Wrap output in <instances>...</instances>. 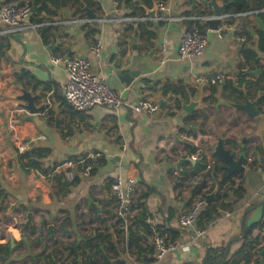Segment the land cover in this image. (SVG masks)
Here are the masks:
<instances>
[{
    "label": "crops",
    "instance_id": "0c3cea01",
    "mask_svg": "<svg viewBox=\"0 0 264 264\" xmlns=\"http://www.w3.org/2000/svg\"><path fill=\"white\" fill-rule=\"evenodd\" d=\"M93 1L94 10L90 13L95 19L132 18L136 8H142L144 17L148 18V11L156 2L133 0L131 5L124 3L115 13L114 0ZM217 1L223 5L221 0ZM19 2L0 0V11L4 5H19ZM22 2L29 4L28 0ZM165 4V16L170 20L147 23L151 24L155 34L153 42L148 44L143 42L140 31L138 39L131 40L134 33L126 34L124 29L128 24L125 23H98L91 25L90 29L69 23L79 19L72 18L68 3L57 11L53 22L45 23L57 24L50 26L57 29V33L49 44L44 43L39 29L0 35V46L5 44V56L0 59V196L5 198L4 207L9 204L8 212L0 215V264H59V261L66 264L75 253L81 254L77 248H81L85 240L94 239L95 243L97 234L103 233L108 237L104 250L110 257L109 264H202L209 248L227 250L228 264L264 263V107L258 102L264 100V45L260 43L264 29L255 22L254 16H239L237 25L254 21L249 26V39L238 42L235 26L227 29L222 37L210 31L209 46L202 57L180 60L178 46L188 30L187 21L182 19L194 18L198 12L195 4L191 5L188 0H166ZM3 30L0 17V33ZM92 30L95 34H90ZM98 37L105 43L100 57L91 52ZM243 44L257 55L258 65H246L240 52ZM7 45L10 48L7 49ZM54 54L88 59L92 72L106 79L128 103L146 98L159 103L163 99L168 102L167 106L153 115L135 114L128 109L115 112L93 108L78 112L81 114L73 118L63 96L65 70L50 63ZM123 70L143 75L128 87L119 77ZM256 70H261V74L247 75L248 71ZM23 73L27 78L22 76ZM219 74H224L225 80L216 87L215 103L207 104L205 100L211 96V89L202 79ZM178 82L195 90L194 95L184 99L185 103L200 101V107L192 115L186 114L182 108L175 109L170 97L161 95L165 84ZM226 82L232 84L228 89ZM19 87L39 95L37 107L46 102L47 116L37 115L40 125L27 121L28 113L16 108L17 104H23L12 100L21 95ZM236 89L239 93H230ZM246 97L256 101V110L260 111L258 117L252 118L235 107ZM206 110H211L214 115L207 116ZM195 114L198 119L189 121ZM56 117L59 118V127ZM69 121H72V128ZM184 130L192 134L188 135ZM220 140L236 159L245 156L243 174L235 173L228 178L226 164L214 158V148ZM28 143L31 149L41 147L52 151L51 163L45 161L43 167L44 171L52 169L50 176L37 171L26 172L20 167L17 145ZM185 145L197 149V153L189 156L184 151ZM101 156L106 165L99 167L95 175L86 178L83 170L76 166L71 171L81 181L72 186L65 175L63 185H60L57 179L61 174L60 163L70 158L97 160ZM193 156L197 157L196 161ZM181 158H191L194 164L205 160L208 168L193 180L190 177V166L193 165L186 164L181 171L177 169ZM183 170L189 173V179L183 176ZM118 174L136 179L138 212L144 214L149 229L145 230L142 224L130 228L132 224L118 216L117 203L112 197V185ZM202 178L207 187L202 188V193L219 186L216 197L222 192L220 183L225 178L234 185L224 207L217 215L211 214L212 220H208L205 211L216 197L203 208L196 229L202 228L205 234L193 241L194 232L182 230L178 219L198 196L194 193L203 182ZM228 182L222 185V190ZM241 184L244 192L234 196L233 191ZM12 205L17 209L10 213ZM23 207L29 208L34 216V232L26 231L24 237L22 226L18 233L5 225L9 220L23 222L27 214ZM43 220L47 224L44 225ZM49 225L53 227L52 232ZM87 225L94 229L85 234L83 227ZM158 229L180 230L178 244L184 250L158 259L153 244ZM11 232L13 235L17 232L18 236H12ZM60 236L66 243H61ZM136 244L141 253H138ZM7 247L12 250L9 257L4 253ZM62 258L65 260H59ZM96 262L106 263L101 255L97 256Z\"/></svg>",
    "mask_w": 264,
    "mask_h": 264
},
{
    "label": "built area",
    "instance_id": "2783aa9c",
    "mask_svg": "<svg viewBox=\"0 0 264 264\" xmlns=\"http://www.w3.org/2000/svg\"><path fill=\"white\" fill-rule=\"evenodd\" d=\"M158 15L157 18H121V17H105L102 19H79L71 21L69 23L79 25H94V24H106V23H150V22H165L170 20L165 16L167 12V6L160 0H155ZM200 5H203L205 9H211L208 4H205L202 0H197ZM119 3L114 1V12H119ZM259 12L249 13L244 16H254ZM33 15V8L30 4L24 6L18 4L4 5L0 11L1 23L4 30L0 33L1 36H7L12 33L24 32L29 30L40 29L44 26H55V24H35L32 23L31 18ZM225 21L230 18L229 15L223 17ZM212 16H195L194 18H183V21H191L206 25V22L213 20ZM231 27H227L223 24L217 31L220 37ZM235 33H241L242 27L234 30ZM209 30L206 33L200 31V29L194 25L191 29L184 32L181 37L178 46V55L180 60H193L202 57L209 46ZM245 37L237 36L238 42H244ZM105 50V43L102 38L98 37L92 44L91 52L94 56L100 57ZM51 66L63 67L66 73V83L63 87V96L66 103L74 109L76 112H85L93 108H106L115 112H120L123 109H128L135 114H149L153 115L160 111L159 103L152 99H142L137 103H128L122 93L115 91L108 81L104 78L96 76L92 70L91 62L84 57H69V56H52L50 60ZM225 80L224 74L210 76L202 79V81L209 86H217L223 83ZM30 144L17 145V154H25L29 151ZM126 148H124L125 150ZM196 161L197 157H192ZM84 163V160L77 162H67L61 166L60 172L65 173L68 180L73 182L75 174L73 170L76 166ZM92 167L88 166L83 176L90 177ZM112 197L115 199L118 207V216L122 218L127 224H133L136 222L137 210L133 209V206L137 201V181L135 178H128L122 174H118L114 178L112 185ZM207 196L205 192L198 195L191 203V205L183 210L180 214L178 223L179 227L184 231H193L192 240L196 241L204 236L205 231L196 229L197 220L203 208L207 206ZM153 244L156 250V257L162 259L169 253H177L184 250L178 243H174L166 237H162L158 234L153 236ZM186 250H189L186 248ZM185 250V251H186ZM264 264V263H263Z\"/></svg>",
    "mask_w": 264,
    "mask_h": 264
},
{
    "label": "trees",
    "instance_id": "16d2710c",
    "mask_svg": "<svg viewBox=\"0 0 264 264\" xmlns=\"http://www.w3.org/2000/svg\"><path fill=\"white\" fill-rule=\"evenodd\" d=\"M19 5L24 6L25 3L22 2V0H19ZM29 4L33 7V5L36 7V13L33 15V22L35 24H45L48 22H53V18L57 16V11L61 10L62 8V4L60 0H28ZM115 2L119 3V7L122 6L124 3H126L128 6L131 5L133 3V0H114ZM162 2H166V0H160ZM202 1H206V0H202ZM223 2V4H229L228 10H227V15L230 16V18H228L225 22L224 25L227 27H234V28H239L242 27L243 31L241 33H237V36H241V37H245V39H249L250 37V31H249V26L253 25L254 21H252L250 24H236V18L239 16H244L246 14L249 13H254V12H259L257 15H254V17L258 16L259 18H261L264 21V0H221ZM188 2L193 5L195 4L196 9H197V15L196 16H212V11L211 9L207 10L204 8L203 5L198 4L197 0H188ZM66 3H68V8L72 18L74 19H89V13L91 11L94 10V1L93 0H68ZM146 4H149V1H145ZM156 3V2H155ZM97 9V8H96ZM95 9V12H96ZM99 10V7H98ZM136 11H134V13L132 14V18H144V13H143V9L142 8H136ZM42 15V17H41ZM135 25L133 23H130L128 25H126L125 27V31L127 35H131L133 33H135ZM194 25H196L201 32L206 33L208 32V27L206 25H201L199 23H194L191 21H187V28L188 30L191 29ZM86 29H90L91 25H85ZM151 24H147V23H140L138 24V30L142 33L143 36V42L145 44L148 43H152L153 40L155 39V34L152 32L151 30ZM92 33L90 34H95V30L91 31ZM39 33L44 41L45 44H49L51 37H55L56 33H57V29H55L54 27H49V26H44L42 28L39 29ZM261 45H264V33H262L261 35ZM3 46H0V59L5 56V51L3 50L4 48ZM10 48L7 45V49ZM263 51H264V46L262 47ZM241 55L243 56L245 63L247 66H251L252 64H256L258 65L259 60L257 55L252 52L251 50H248L246 48V44H243L241 46ZM54 56H60L58 54H54ZM22 76H25L27 78V74H24ZM29 76V75H28ZM244 76V75H243ZM246 78V77H245ZM227 83V82H226ZM239 84H241L239 82ZM247 85H249V83L246 82ZM222 85V84H220ZM232 84H226V89L230 88ZM218 86V85H217ZM215 86H210L211 89V96L205 100V102L207 104H213L215 103V98L214 95L217 94V87ZM156 88V86H155ZM45 91H48L47 86H45ZM194 89L189 88L188 86L184 85L182 82H178L177 84H165L162 88H161V95L165 98H169L171 101L174 102L175 104V109L180 110L181 109V104H180V99L184 100L187 99L189 97V95H194ZM230 93H234L237 94L239 93V90H231ZM261 102V107H264V100L263 101H259ZM67 104V103H66ZM68 105V104H67ZM68 110H69V114L71 117H75L78 114L74 109H72L69 105L67 106ZM262 109V108H261ZM260 109V110H261ZM197 115H193L190 116L189 121H196ZM185 131V130H184ZM188 132V135H191L192 133H190V131H185ZM184 151L187 152V154L189 156L196 154L197 153V149L191 147V146H186L184 147ZM52 155V151L46 148H41V147H35L32 148L30 151H27L25 154H21L18 157V164L20 165L21 168H23L26 172H30V171H37L45 176H50L52 169H49L47 171L43 170V167L45 166L44 163L45 161H48L51 158ZM84 158V163L79 165V169L81 168L84 172V170L88 167L91 166L92 167V171L90 176L95 175V173L98 171V168L105 166L106 165V160L101 156L99 157L97 160H87L85 157ZM36 160V161H34ZM77 162L78 160H76L75 158H70L68 161L66 162H62L60 163L58 166L61 167L63 166L65 163L67 162ZM193 166H190L191 168V174L190 177L191 179H195L197 176L201 175L204 171L207 170L208 166L207 163L205 162V160H202L201 162H196L195 164H190ZM56 166V168L58 167ZM188 167V166H187ZM56 168L54 167L53 171L56 170ZM186 168V167H185ZM183 176H186L187 179H189V173L188 172H184V170L182 171ZM65 178V173H61L57 179H59L60 181V185L62 184V180ZM203 182L199 183V187L196 188L194 195H196L198 193V195L202 194V188H207L206 187V182H204L205 180L202 178ZM81 180L75 176V179L73 182H71L72 186L77 185ZM185 180H183L184 182ZM181 182V183H183ZM228 180L225 178L222 183H220V188H221V194H218V196L216 197V199L214 200V202L209 205L207 207V210L205 211L208 215V220H212L213 219V215H217L220 211L219 209L224 207L226 200L229 198V196L232 194V190H233V185L234 182L229 181L228 182V186L222 190V185H224L225 183L227 184ZM217 186V185H216ZM213 187L211 188L208 192H205V196H207L210 192H213L214 189L216 188ZM219 187V186H218ZM220 190V189H219ZM242 192H244V185L241 184L239 185L234 191V196H240V194H242ZM211 194V193H210ZM4 200L5 198L2 196H0V215L3 213H7L9 210V204L8 206L4 207ZM192 202V201H191ZM140 204L138 203V201H136V204L133 206V209L137 210V216H136V222H134L132 224V226H130V228H132L133 226H137V224H142L143 227H145V230L149 229L148 226L145 225L144 222V214H139L138 212V206ZM30 211L29 208L27 207H23V212L24 213H28ZM211 214L212 217H211ZM142 215V219L141 216ZM84 217V214L82 215ZM264 225V224H263ZM262 225V226H263ZM31 231V233L34 232V227L33 225H23L22 226V235L24 237L25 232L26 231ZM200 230H203L202 228H200ZM98 232V231H97ZM251 231L249 230L247 233L249 234ZM155 234H158L162 237H166L167 239L171 240L174 243H178L181 239V232L180 230H170V231H159V229L155 232ZM108 237L105 236V234H97L96 238H95V243H94V239H90L88 241H84L83 246L81 248H77L78 250H81V254H77L75 253L72 257L68 258L66 261V264H97L96 262V258L97 256L101 255L102 258H104L105 262L104 264H109L110 261V257L108 256L107 252L104 250V244L107 242ZM136 247L138 249V253H141V248H139V246L136 244ZM2 249V247L0 246V250ZM109 250V248H108ZM11 249L10 247H7L6 249H4V253L9 257L10 253H11ZM227 250H215V249H211L209 248L207 251V255L203 261L202 264H228L227 261ZM56 258H58V254L54 255ZM247 257H249V255H246ZM91 258V260H90ZM57 260V259H56ZM59 260H65V258L59 259ZM109 260V261H108ZM151 261V260H150ZM57 263H61L63 264V261H59Z\"/></svg>",
    "mask_w": 264,
    "mask_h": 264
},
{
    "label": "water",
    "instance_id": "95a60500",
    "mask_svg": "<svg viewBox=\"0 0 264 264\" xmlns=\"http://www.w3.org/2000/svg\"><path fill=\"white\" fill-rule=\"evenodd\" d=\"M60 1L63 7H65L66 0H60ZM205 4L209 5V7L211 8L213 17H214L213 20H209L206 22V26L208 27L209 31L217 32L219 28L222 27L224 24L225 19L223 17L227 15L229 4L219 5L217 0H209V1L206 0ZM32 8H33V13H35L36 7L33 6ZM89 15H90V19L95 18V16L92 13H89ZM157 15H158V9L155 3L153 9L148 11L147 17L151 19H155L157 18ZM255 22L258 23L260 27H262V29H264V23L260 20L258 16L255 17ZM138 37H139V30H138V24H136L134 38H131V40L136 41ZM260 74H261V70L247 72L248 76H258ZM141 75H143V73L130 72L128 70H123V71H120L119 73V77L128 87L134 84V81L137 80ZM19 90L21 92V95L14 96L12 100L17 101V102H23V104H17L16 108L22 109L23 111L28 113V117L25 118L27 121H33L35 124L40 125L37 115H44L45 117L47 116L46 102H42L43 104L37 107L36 102L40 98L39 95H33L32 91H26L22 87H19ZM179 102L181 104L182 110L188 115H192L200 107V101L191 100L189 101V103H185L184 100L180 99ZM159 103H160V110H164L168 102L161 99ZM255 105H256V101H250L249 98L246 97L243 103L237 104L235 105V107L239 110L246 112L250 117L255 118L260 115V111L256 110ZM2 117L5 118V115L2 114ZM19 119H21V117ZM56 122H57V126L59 127L58 117H56ZM69 126L72 128V121H69ZM214 158L221 160L222 162L226 164L228 178H230L235 173L243 174L245 172V167H244L245 156H241L239 159H236L235 156L231 154L230 151L224 147V142L222 140H220L214 148ZM48 163H51V160H48ZM186 164H194V161L191 158H181L179 162L177 163V169L181 171L183 166ZM217 193H218V186H216V188L211 194L207 195L206 198H207L208 205L213 202ZM15 209H17V206L12 205L10 209V213H13ZM33 217H34L33 213L28 212L26 214V218L24 222L25 225H33L34 223ZM42 223L45 225L47 224V221L43 220ZM48 228L50 232L53 231V227L51 225H49ZM11 245L13 247L15 246V241L13 239L11 240Z\"/></svg>",
    "mask_w": 264,
    "mask_h": 264
},
{
    "label": "rangeland",
    "instance_id": "374dc122",
    "mask_svg": "<svg viewBox=\"0 0 264 264\" xmlns=\"http://www.w3.org/2000/svg\"><path fill=\"white\" fill-rule=\"evenodd\" d=\"M206 115L212 117L214 114L211 112V110L210 111L206 110ZM4 220H6V219L4 218ZM24 222H25V219H23V222H21V223L20 222L13 223L12 221L9 220V221H5V225H8L9 229H17L18 233H19V231H20L19 229H21V226H23ZM93 229H94L93 226L87 225V226L83 227V232L85 234H87L86 232L91 233ZM11 235H12V232H11ZM14 236H16L15 232H14ZM60 239H61L62 244L66 243L65 241H63V239H64L63 236H60ZM68 243H70V242H68Z\"/></svg>",
    "mask_w": 264,
    "mask_h": 264
},
{
    "label": "bare ground",
    "instance_id": "6f19581e",
    "mask_svg": "<svg viewBox=\"0 0 264 264\" xmlns=\"http://www.w3.org/2000/svg\"><path fill=\"white\" fill-rule=\"evenodd\" d=\"M16 230H17V229H16ZM12 235H13V234H12ZM15 235H16V236H18V233H17V232H15ZM13 236H14V235H13Z\"/></svg>",
    "mask_w": 264,
    "mask_h": 264
}]
</instances>
